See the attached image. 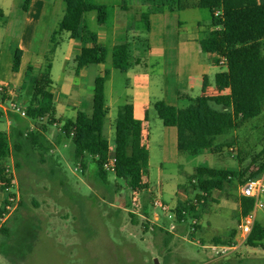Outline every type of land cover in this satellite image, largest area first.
I'll return each mask as SVG.
<instances>
[{
  "label": "rangeland",
  "instance_id": "1",
  "mask_svg": "<svg viewBox=\"0 0 264 264\" xmlns=\"http://www.w3.org/2000/svg\"><path fill=\"white\" fill-rule=\"evenodd\" d=\"M92 1L108 6L117 2ZM139 1L141 13H149L147 5ZM135 3L133 0L126 1L128 6ZM199 11L201 21L210 19L207 10ZM93 15L97 16V12L86 15V25L90 32H99V24L91 20ZM137 18L136 11L130 13L129 25L135 28L145 26V22ZM108 23L110 27L112 17ZM262 45L264 53V41ZM109 55L107 67L111 65ZM72 66L66 67V71L74 77ZM62 70L58 61L55 79ZM20 104L27 108L24 102ZM49 120L45 119L43 126L55 146L53 151L45 153L44 157L39 152H22L18 157L12 155L0 162L1 166H13V192L19 197L18 209L7 219L10 237L0 234V264H155V259L160 264H264V246L251 248L241 243L242 214L238 190L240 182L258 171L264 162V110L260 116L237 125L230 134L217 138V144L229 143V146L208 150L194 157L181 155L177 165H164L162 172L153 160L151 192L147 190L136 196H133L128 182L116 179L113 174H110V184L106 187L93 181L89 173L85 174L87 170L74 162V148L70 140L59 146L60 153L55 140L59 130L50 125ZM2 127L0 123V129ZM153 128L157 135L155 124ZM65 142L68 147L64 146ZM50 155L53 160H50ZM55 164L66 179L67 191L60 186L58 174L52 173ZM198 167L226 169L244 173L245 176L239 175L225 191L215 192L207 202L196 205L198 191L192 178ZM161 187L163 193L157 195ZM156 197L169 203L176 197L173 206L179 202L196 205V212L186 216L177 232L169 237L168 244L165 233L153 234L151 230V227L157 226L155 213L160 216L158 225H168L166 216L152 208ZM5 198L0 201V210ZM144 207L150 209L148 219L156 226L146 217L138 215L142 214ZM193 216L201 221L195 238L189 235ZM258 221L264 226V211L258 213ZM232 234H235L234 241H239L238 248L223 258H216L210 250L195 244L196 239H201L207 245H227ZM215 239H220L222 243H216Z\"/></svg>",
  "mask_w": 264,
  "mask_h": 264
},
{
  "label": "trees",
  "instance_id": "2",
  "mask_svg": "<svg viewBox=\"0 0 264 264\" xmlns=\"http://www.w3.org/2000/svg\"><path fill=\"white\" fill-rule=\"evenodd\" d=\"M144 1L156 7L155 11H165V9L174 11L179 9L181 4V0ZM198 1L202 8L210 12L212 26L221 27L220 30L215 29L209 34L204 42V48L208 53H219L222 58H226L228 70L216 75L215 88L211 91L206 90L209 82L205 80L200 96L181 97L179 107L168 106L162 101L154 105L159 119L165 126L177 127L179 154L193 157L208 150H219L229 146V143L217 144V138L230 134L237 125L260 116L264 110L262 45L264 41V2L261 0ZM64 2L69 13L51 39L40 74L37 77L30 76L35 94L26 108L27 117L23 118L12 113L10 115L12 126L9 134L0 132V162L10 159L12 155L18 157L22 152H39L44 157L45 153L48 154L55 148L53 142L47 138V128L38 121L41 118H49L50 125L57 121L52 97L47 94L46 88L51 84L50 73L59 44L57 38L60 32L68 30L71 32L72 39L93 44L91 48H83L80 55L76 57L77 75L88 66L106 62L107 50L97 44V36L80 30L78 27L81 16L93 11L97 12L98 23L105 24L109 8L104 5H93L91 0H64ZM30 3L31 0H25L23 4L25 11L29 9ZM218 10L223 11L222 18L215 17ZM130 57V44L117 45L113 49V67L121 72H127L131 66ZM21 58L22 52L16 50L15 64L17 66ZM29 72L31 73V69ZM106 80V75L95 80L92 114L79 112L74 120L58 121L63 124V128L55 140L57 146L70 140L74 148L72 156L74 162L80 163L82 168L87 170L85 174L89 173V177L102 187L110 184V173L104 169V165L109 157H114L116 165L113 175L116 179L128 182L133 196H136L138 193L149 190L150 187L148 124L135 117L132 105L122 106L114 122V149L110 151L109 139L104 134L109 113L105 94ZM50 160H53L52 155H50ZM4 167L0 165V190L2 192L12 185V181L5 177ZM17 167H21L19 163ZM263 170L264 162L258 171L251 173L249 177L258 176ZM235 172L212 167H198L192 178V181L196 180L197 202H207L215 192H223L228 185L234 184L239 175L245 176L244 173ZM52 173L58 174L60 186L67 191L66 179L57 164L52 169ZM240 206L242 217H245L253 210L254 201L241 198ZM177 209L182 217L184 212L191 213L197 210L195 205L184 202H179ZM3 213L1 209L0 218ZM151 230L153 234L165 233L168 236L166 240L168 244L169 237L172 236L170 233L157 226L151 227ZM0 234L10 237L8 221L2 225ZM234 239L235 234H232L228 244H231ZM215 240L216 243H222L220 239ZM1 241L2 239H0V247ZM245 245L251 248L264 246V226L259 221L255 222Z\"/></svg>",
  "mask_w": 264,
  "mask_h": 264
},
{
  "label": "crops",
  "instance_id": "3",
  "mask_svg": "<svg viewBox=\"0 0 264 264\" xmlns=\"http://www.w3.org/2000/svg\"><path fill=\"white\" fill-rule=\"evenodd\" d=\"M115 1L112 6L103 4L109 8L105 24H99L97 16H92L91 20L99 24V32H90L86 25V15L95 11L83 14L78 27L97 36V44L106 48L107 58L110 51V67L106 66V62L91 65L77 75L76 57L83 48H91L93 44L72 39L71 32L63 30L57 38L59 44L50 73L51 84L46 92L52 97L55 119L63 122L74 120L79 112L92 114L95 80L106 75L105 94L109 113L104 134L111 136L107 137L110 147L114 149V122L118 111L124 105H132L135 117L148 124L151 177L153 160L159 164V171L162 172L164 165H177L181 156L178 152V129L163 124L154 109L155 103L162 101L168 106L179 107L181 97L196 98L202 94L205 80L209 82L206 90L211 91L215 88L216 75L226 72L228 66L220 64L222 57L219 53H208L204 48L205 40L215 28L211 14L208 21H201L198 12L206 9L198 0H181L180 8L174 11H155L156 7L142 0L150 10L147 14L141 13L139 0H133L137 3L131 6L126 4L127 0ZM24 2L0 0V86L4 88V92L0 93V106L8 105L13 98L28 106L35 94L30 76L40 74L51 37L57 33L59 25L69 13L64 0H31L27 11L23 9ZM91 4L102 5L92 0ZM133 11L138 13L137 19L143 20L145 26L135 28L129 25V15ZM111 17L112 23L108 27ZM122 43L131 46V66L127 72L113 67V49ZM16 50L22 52L18 66L15 64ZM58 61L63 72L55 79ZM71 65L74 66V77L66 71V67ZM0 109V123L3 124L0 132L9 134L12 113ZM41 119L38 123L43 125L45 121ZM153 124L156 125L157 135L154 134ZM64 146L68 147V143L65 142ZM149 184L148 191L151 192L150 178ZM162 193L161 187L157 195ZM4 198L1 192L0 201ZM163 201L173 206L176 197L172 203ZM149 212L150 209L144 207L142 214L138 215L160 227V216L154 214V223L148 219Z\"/></svg>",
  "mask_w": 264,
  "mask_h": 264
},
{
  "label": "built area",
  "instance_id": "4",
  "mask_svg": "<svg viewBox=\"0 0 264 264\" xmlns=\"http://www.w3.org/2000/svg\"><path fill=\"white\" fill-rule=\"evenodd\" d=\"M223 11L218 10L215 13V17L222 18ZM216 30H220L221 27H216ZM220 64L222 66H228L226 58H222ZM4 92V88L0 86V93ZM21 102L19 99L13 98L8 102V105L3 104L0 106L3 109V112L13 113L19 115L23 118L27 117V111L23 108L20 104ZM1 109H0V118H1ZM47 118H42L41 120L44 121ZM53 126L56 127L59 132L62 131L63 124L56 121L53 123ZM73 135V134H72ZM110 151L113 149L110 147ZM115 165L116 159L114 157H109L104 165V169L110 173H115ZM5 177L12 181V185L10 187L5 188L3 194L5 195L4 206L2 210L4 211L2 218H0V230L2 225L7 221V219L18 209L19 205V197L17 194L13 192L14 183H15V170L13 166L6 165L5 167ZM196 183V180H193ZM239 195L241 198H249L254 201V208L253 210L245 217H242L241 225H240V236L242 239V244L245 245V242L249 235L251 234L254 224L258 221V213L264 211V170L260 172L258 176L249 177L244 181H241L239 184ZM153 208L155 210H159L164 216L167 218L168 225H161L160 227L163 228L166 232L173 234L177 232L178 226L181 225L186 216L189 213L184 212L183 217L179 215L177 206H171L161 200L159 197L153 199ZM196 205L200 203L195 201ZM193 204V205H195ZM195 205V206H196ZM159 216V215H158ZM192 223L189 226V235L192 238H195L196 235L199 233L201 221L193 216ZM190 237V236H189ZM195 244L200 246L201 248L210 250L216 258H223L228 256L232 251H235L238 248L239 241L236 243L233 241L231 244H205L201 241V239H196Z\"/></svg>",
  "mask_w": 264,
  "mask_h": 264
},
{
  "label": "water",
  "instance_id": "5",
  "mask_svg": "<svg viewBox=\"0 0 264 264\" xmlns=\"http://www.w3.org/2000/svg\"><path fill=\"white\" fill-rule=\"evenodd\" d=\"M154 263L155 264H160L158 259H155Z\"/></svg>",
  "mask_w": 264,
  "mask_h": 264
}]
</instances>
